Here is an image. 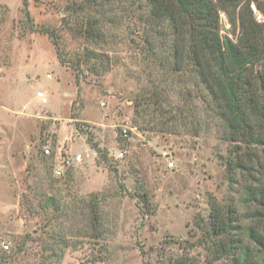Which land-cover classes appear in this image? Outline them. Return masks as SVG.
<instances>
[{"label": "rangeland", "instance_id": "obj_1", "mask_svg": "<svg viewBox=\"0 0 264 264\" xmlns=\"http://www.w3.org/2000/svg\"><path fill=\"white\" fill-rule=\"evenodd\" d=\"M72 1L28 0L26 17L22 0H0V245L16 253L9 264H51L44 237L52 230L69 241L59 264H202L211 206L248 210L225 177L227 143L214 131L155 128L159 113L137 107L152 65L144 72L135 19L105 24L104 40L89 44L65 26ZM42 28L54 31L69 63H83L79 69L59 62ZM221 28L226 34L224 18ZM87 50L99 56L86 62ZM75 154L88 156L56 178L61 159ZM92 195L103 221L97 241L85 234ZM47 197L63 212L40 209Z\"/></svg>", "mask_w": 264, "mask_h": 264}, {"label": "trees", "instance_id": "obj_2", "mask_svg": "<svg viewBox=\"0 0 264 264\" xmlns=\"http://www.w3.org/2000/svg\"><path fill=\"white\" fill-rule=\"evenodd\" d=\"M22 1L28 17V0ZM252 7L261 13L260 22ZM65 13L67 30L89 44L104 40L110 32L105 24L116 28L121 18L135 19L144 72L145 64L152 65L137 107L159 113L164 120L155 128L162 132L175 134L184 127L199 136L214 131L227 143L224 168L229 187L239 185L236 192L248 207L242 213L211 206L199 243L206 253L202 264H264V0H73ZM40 32L55 46L61 64L79 69L83 63H69L53 30ZM87 51L82 55L86 62L99 56ZM173 80L175 87L169 85ZM171 90L174 100L168 95ZM91 198L85 234L97 241L104 234L102 213L100 199ZM39 208L63 212L54 197H47ZM68 242L56 231L47 233L44 245L51 264L60 263ZM15 254L0 245V264H9Z\"/></svg>", "mask_w": 264, "mask_h": 264}, {"label": "built area", "instance_id": "obj_3", "mask_svg": "<svg viewBox=\"0 0 264 264\" xmlns=\"http://www.w3.org/2000/svg\"><path fill=\"white\" fill-rule=\"evenodd\" d=\"M222 18H224V17H222ZM256 19H257L258 22L261 21V19L258 16L256 17ZM35 97L42 104L47 102V98L45 97V94L43 92H41V91H37L35 93ZM122 136H124V137L127 136L126 130H123V135ZM43 152L46 155L50 154V150L47 147L44 148ZM122 155H123L122 152H119L118 157H122ZM87 156L88 155H86V154L85 155H83V154H75L72 157H66V156L63 157L61 159L60 165L55 167L54 170H53L54 176L57 177V178L63 176V174H64L66 169H68V168H70L72 166H75V165L82 164V162L85 160V158H87ZM162 156H163V158H167L168 159L169 155H168L167 152H163ZM168 166L173 167V163L171 161H169L168 162ZM1 246H2L3 250H5V251L9 249V246L7 244H5V243H2Z\"/></svg>", "mask_w": 264, "mask_h": 264}]
</instances>
